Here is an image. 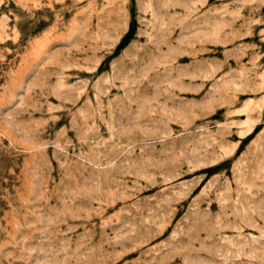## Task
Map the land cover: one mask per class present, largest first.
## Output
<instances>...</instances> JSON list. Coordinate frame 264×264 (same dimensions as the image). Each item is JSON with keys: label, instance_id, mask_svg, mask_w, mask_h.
Masks as SVG:
<instances>
[{"label": "rangeland", "instance_id": "374dc122", "mask_svg": "<svg viewBox=\"0 0 264 264\" xmlns=\"http://www.w3.org/2000/svg\"><path fill=\"white\" fill-rule=\"evenodd\" d=\"M0 264H264V0H0Z\"/></svg>", "mask_w": 264, "mask_h": 264}]
</instances>
